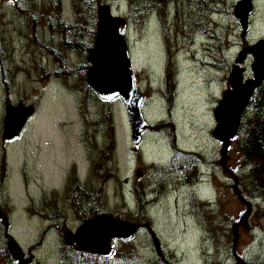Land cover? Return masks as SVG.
I'll use <instances>...</instances> for the list:
<instances>
[{"label":"rangeland","instance_id":"374dc122","mask_svg":"<svg viewBox=\"0 0 264 264\" xmlns=\"http://www.w3.org/2000/svg\"><path fill=\"white\" fill-rule=\"evenodd\" d=\"M14 1L0 0V51L2 49L10 51L8 65L14 68L16 64L20 69V73L16 69L14 74L10 75V70L6 68V79L14 78L16 83L14 89L12 86L10 87L9 97L13 102L23 100L27 106L34 105L36 113L33 114L34 116L32 115L33 120L24 133L7 148V152H11V155L10 161L6 163L4 154L6 147L2 142V134L5 107L10 103L5 101L7 93L3 87L0 69V154L2 156L0 180L3 181V185L0 184V208L6 209L9 223L12 225V234L25 253L32 255L33 264H60L57 257L58 243L61 242V238L59 237L60 231L55 227L49 229L50 231L47 230L46 234L49 233L43 248L42 244L36 247L42 239L44 231L54 226L56 222L52 220V217L47 222L42 219V212L44 209L47 210V204L42 200V195L45 193L60 209L67 211L73 230H77L78 226L83 223L79 218L80 214L74 211V209L79 210L82 207V205H74V196L78 197L77 191L80 186L75 187V181L71 178L69 188H67L70 194L65 193L62 196L58 188L61 186L68 167L83 165L84 154L86 155L88 152L85 144L80 145L79 137L82 135L85 125L100 121L105 114L95 102H92L87 108L82 107L83 105L76 102V99L66 91L68 88L64 81L51 80L56 79L53 75L45 76V73L52 72L47 67H43V62L48 61L42 60V52L56 53L53 50H57L58 46L52 41L51 45H47V42L42 43L43 49L37 46L30 38L34 33L33 24L18 20L16 7L12 5ZM63 3L67 16L72 19L69 12L70 0H63ZM242 3L248 11L251 7L250 2L247 0ZM253 3L254 15L250 25L257 23V27L254 34L251 37L248 36L250 40L264 36V0H253ZM121 4L123 8L126 7L125 0ZM232 6V1H229L225 9H231ZM237 6L238 3L234 7L235 11ZM173 9L177 14V9L172 6ZM174 17L175 14L172 12L170 20L172 21ZM215 19L222 27L220 33L223 36L219 46L216 44L217 48L206 55L217 54L216 59L222 60L221 56L225 53L220 50L228 46L227 37L232 35L231 38L237 39L235 44L238 46L226 53V63L229 68L216 67L217 70H211L205 67L203 72H200L196 70L195 64L185 61L186 56L181 53L179 57L180 78L176 92H174L175 85L170 92L169 87H166V83L163 82V92L154 96V108L147 112L153 106L147 102L144 110L150 127L147 133L151 135L147 141L156 135H162L171 143L172 148L175 149L176 146L177 150H193L200 154L199 156L204 155L211 160V171H213L211 177H213L216 189L213 209L219 212L217 230L215 225H213V230H208L201 222L202 218L198 213L194 216L189 214L195 202L190 189L173 184L161 194L159 192L158 201L148 207L149 216L144 218L146 226L149 227L147 233L149 236L143 235L138 238L137 245L144 252L147 249L151 251L153 257L156 255L155 249L157 248V258L164 264H218L215 259L218 252L213 237H218L224 243L226 241L231 243L234 240L233 235L236 233L238 236H236V243L233 246L234 255L248 253L251 257L264 259V203L256 199L248 200L249 196L245 193L242 180L235 177L233 173L238 170L240 165L238 143L233 141L229 145H220L218 149V142L213 140L212 135L215 126L214 110L230 85L228 73L231 71V66L235 65L237 52L241 48L248 47L246 36L249 34L248 29L251 26L244 30L239 28L238 22L234 23L226 16H216ZM188 20L199 23L204 19L194 11ZM171 28L172 23L164 25L157 14H152L143 25L132 27L131 33L134 42L131 43L132 46L134 45L132 51L139 86H142V75H146L147 70L152 71L154 55L166 57L167 49L163 38L165 29L168 33L173 30ZM225 29H230L228 32L232 33L233 31V33L226 36L223 34ZM176 30L178 31V26H176ZM180 39L184 43L181 48L185 51L189 42L188 40L184 41L183 36ZM196 40L199 46L195 50L198 51L196 55L203 56L204 46L200 44L202 37L198 35ZM222 62L224 63V61L220 62L221 65ZM247 64L248 61L245 62V69ZM143 89L148 90L147 82H143ZM113 112V129L117 138L116 160L118 158L120 162L131 168L133 165L130 162L131 156L128 151H135L133 148L135 145L128 114L125 107L123 106L121 110V105L118 103L114 105ZM171 112L178 126L173 123ZM103 126V129L99 126L97 128L100 132L105 131L106 138L110 125L104 123ZM149 145L148 143L147 146ZM227 146L231 147V152L229 149L227 150L229 148ZM159 150L164 160L170 154V150L166 147H161ZM218 150L225 156V159ZM227 157L230 162L229 160L227 162ZM219 165L221 169H219ZM2 167H5V172ZM205 172L209 173V170H205ZM138 174H143L141 169ZM130 175L131 169L127 176ZM146 185L147 192H150L154 186L153 180L148 179ZM96 186L95 179L88 175L87 183L81 187L87 194V190H95L96 194ZM117 186H120L121 190L125 192L127 206L129 204L137 205L133 183L126 185L124 181H121L114 185L112 180L109 181L106 189L109 198L116 197L118 199L115 190ZM113 187L114 191H112ZM81 192L85 194L84 191ZM210 193L209 186L200 187V194L203 198L209 197ZM66 195L67 197H65ZM116 205H118L117 202L116 204L110 203L108 207L112 210H119L115 207ZM59 208H57L58 212ZM193 209L196 210L198 207ZM131 211H122V215H128L129 217L125 218L130 219L134 215L133 210ZM36 214L39 215V218ZM60 214L63 216L62 212ZM228 220L233 221V227L225 224ZM2 226L1 224L0 228ZM135 226L131 224V227ZM227 233L230 234L227 235ZM4 235L5 232L3 233L1 228V247L6 246ZM120 249L119 257L127 259L130 252L128 245H122ZM31 257L28 258L31 259Z\"/></svg>","mask_w":264,"mask_h":264},{"label":"trees","instance_id":"16d2710c","mask_svg":"<svg viewBox=\"0 0 264 264\" xmlns=\"http://www.w3.org/2000/svg\"><path fill=\"white\" fill-rule=\"evenodd\" d=\"M226 2L228 3V0H130L127 21L131 25H143V23L150 19L152 13L156 12L161 19V23H164V25L165 23H172V33L176 30V23L179 25L180 32H183L185 26L182 27L181 24L183 25V23H186L189 26H196L198 24L197 22L195 23L188 20L189 16L193 14L194 11L198 12L199 16L204 19L199 23H205L204 26L210 25L211 17L214 15H224L225 8L227 6ZM12 5L13 7H16V13L19 16L18 20H20V22L25 21L33 24L34 33L30 38L40 49H43L41 44L46 42L47 45H51L52 42H54V44L58 46L57 50H53L56 53L50 52V57H42L43 61H48L43 62V67H47V69L52 72L47 74L45 73V76L53 75L56 79L51 80L64 81L68 88L66 91L76 99V102L79 104L81 103L83 105L82 107L87 108L92 102H95L104 111V118L100 121H94L89 125H85L83 133L79 137L80 145L82 146V143L85 144L88 152L86 155L84 154V163L85 165L94 164V179L97 182L96 194L94 193L95 190H87L88 194L86 193L84 195H82L80 191L76 190L78 192V197L74 196L75 205L81 206V203H83V206L86 208H88V204L91 205V209L88 212L85 210L80 211L82 207L77 210L78 214H80L79 218L82 221L89 222L104 212L105 214L109 213V204H114L113 201L109 202L110 198L108 197L106 190L109 181L112 180L114 185L119 184L122 181L121 174L118 172V165L115 156V154H117L115 148L117 138L113 129L114 125L112 121L114 117V105L117 103L120 104L122 110L123 104L120 99L104 100L100 98L90 87L89 82L87 81V74L91 67L88 63V57L94 51V43L97 37V14L100 1L70 0L69 12L72 19H69L66 14L63 0H15L12 2ZM172 6L177 9L178 16L174 9L172 10ZM172 12H174L175 17L171 21L170 15ZM226 15H228V12ZM205 28L206 27L201 26V30ZM212 31H214V29H212ZM193 32L189 35L192 36ZM199 32L202 33V31ZM213 35L214 34L211 33V36ZM165 37L167 38L165 39L167 50L169 52L172 50L175 52L178 51L175 46L171 47L172 40L175 42L174 34L171 40L170 36L167 35V29H165ZM10 56V51H6L4 49L0 51V69L3 87L7 93L5 101L10 104H22L23 100L13 102L9 97L10 87L12 86L14 89L16 83L14 78L12 80L6 79V68L10 70V75L14 74V70L16 69H18V73H20V69L16 64L14 65V68L8 65L7 61ZM222 67L224 69L229 68L226 61L222 64ZM172 78L173 76L170 74L167 80V86L169 87L170 92L173 89ZM82 112H84L83 109ZM104 123L110 125L108 130L109 134L106 138L105 131L100 132L97 128L99 126L103 129ZM25 130L26 127L23 131ZM233 141L238 143L237 145L240 154L239 168L233 173L236 177H239L242 180L245 193L249 196L248 200L257 198L264 203V81L261 86L256 89L250 99L248 112H246L241 119L239 136ZM230 148L231 147H229V152H231ZM102 152L103 155L100 156ZM175 153L176 169L174 171L173 182H194L198 178L195 167L197 166V162L202 159L198 155L188 154V157H186L187 162H185L182 166H187L191 169L187 172H181L179 171L180 169L178 166L179 161L184 155H182L177 149H175ZM135 155L139 157L138 150H136ZM195 158L197 160L194 161ZM139 160H141L140 157ZM228 160L229 158L227 157V162ZM219 169H221L220 166ZM2 170L5 172V167H2ZM143 172L145 171L143 170ZM74 176L75 173L73 172V177ZM155 180L157 183H160L158 178H155ZM0 184L3 185V181L0 180ZM142 187L143 182L140 180L136 181L133 186V192L136 196V210L137 208H140L141 211H137L135 215H132V218L144 215L146 212V207L142 206L139 197L142 192ZM115 190L118 196L117 204L119 206V210L114 211H116L123 220L126 219L122 215V211L126 210L121 198L123 191L120 186H117ZM112 191H114V187ZM112 191L110 190V193ZM42 196V200L47 204V210L44 209L42 212V219L47 222L51 220L52 217V220L56 221L54 226H51L48 229L55 227L60 231L67 225L68 228H72L71 219L68 216L67 211L57 207L55 202L50 200L45 193ZM141 200H145L143 196H141ZM213 204L210 205L208 202H196L192 207V209L194 207H198L196 210L193 209L194 214L192 216L198 213L202 218L201 222L208 230H213V225L216 226L217 230L219 221L217 218L219 212L213 209ZM57 208L60 209L59 212L57 211ZM1 209L4 208H0V210ZM61 210H64V212ZM60 212L63 213V216ZM83 213L86 214L82 216ZM125 217L128 218L129 216L127 215ZM1 224L2 222H0V225ZM225 224L233 227V221L231 220L226 221ZM11 226L9 227V231H6L7 229L2 226L1 228L3 229V233L5 232V234L7 233L10 235L12 229ZM68 228L66 231H69ZM48 229H46L44 233ZM228 234L230 233H227V235ZM236 236H238L237 233L233 235L234 240L231 243L228 241L224 243L218 237H213L215 248L218 252L217 257L215 258L218 264H264V259H257L254 256L251 257L248 253H241V255L238 256L234 255L233 246L236 243ZM137 240L135 242L124 243V245H128V249L130 250L129 256L126 259L127 264H153L157 261V257H153L151 251L147 249V251L144 252L137 245ZM38 246L39 243L36 247ZM4 248L5 247H2L3 254L5 253ZM6 250L8 252L7 248ZM119 251L120 250H117L116 256L120 255ZM7 260L10 262V259L7 258ZM9 262L6 261L4 264H10ZM64 264L96 263H90L82 260L81 257L74 263V258L69 256L66 258ZM105 264H113V259H105Z\"/></svg>","mask_w":264,"mask_h":264},{"label":"water","instance_id":"95a60500","mask_svg":"<svg viewBox=\"0 0 264 264\" xmlns=\"http://www.w3.org/2000/svg\"><path fill=\"white\" fill-rule=\"evenodd\" d=\"M250 13L251 7L248 11L246 9L244 12L243 24L240 23L243 28L247 27V19ZM115 20L118 21L116 25L113 24ZM121 24L123 25V21L120 19H112L110 16H108V13H106V17L103 21L105 33H110L111 36L118 39L121 59L122 62L125 63V66L120 65L119 68L109 71L103 68L101 71L97 72L93 71L95 69V64L90 58L89 62L93 67L87 74V81L89 82L90 87L98 94L100 98L104 100H113L117 97L121 98L128 114V120L133 135V142L134 144H139L142 139V134L147 130V123L143 112L144 96L137 91L133 73L130 69L129 55L125 41L119 35V27ZM100 28L101 24H99V33ZM255 46L256 45L247 48L240 54L237 60L238 65L234 67L229 78L231 89L224 94V99L225 97H227V99L225 101L223 99L215 111V121L218 126L213 135L217 140L224 142L226 145H229L232 139L238 137L241 119L248 110L250 99L252 98L256 89H258L264 81V63L261 61H258L257 63L255 62L254 54L258 53L256 50L257 46ZM258 46L259 48H263L264 41H260ZM95 52L93 54H95ZM248 55H253L254 57V63L252 65L253 78L244 82L245 69L241 66L244 65V61ZM98 60L100 63H104L103 56H98ZM102 64H100V66ZM243 88H247L245 97L242 100L234 98V95ZM12 111L18 113L19 116L15 118L11 116L10 114ZM34 112L35 106L33 105H8L5 111L6 117L4 120L3 139L13 140L19 137L23 128L26 127L28 122L32 119L30 117L34 114ZM225 113L227 114L228 119ZM227 126L228 128H226ZM0 219L4 221V226L6 229H8V219L1 211ZM98 221H100V219L86 224L85 236L87 235L86 238L88 240L89 233H93L97 239L104 242V254L90 251L87 249L89 248V245H87L86 248L77 247L78 251L92 255H99L101 257H110L113 253V249L111 248V242L113 239H117L119 241L131 240L138 230V226H135L134 228L130 227L127 230L120 228L118 233H102L96 227V225H98ZM113 221L116 223H123L115 220ZM128 225L131 226V224ZM87 228L89 233L86 231ZM67 236V239L69 240L68 245H72L74 242L73 237H71V234H68ZM8 251L15 261H19V264H27V262L23 260V253L16 242L10 241L8 243Z\"/></svg>","mask_w":264,"mask_h":264},{"label":"bare ground","instance_id":"6f19581e","mask_svg":"<svg viewBox=\"0 0 264 264\" xmlns=\"http://www.w3.org/2000/svg\"><path fill=\"white\" fill-rule=\"evenodd\" d=\"M99 11H100L101 28H100V33L98 35V39L96 42V47H95L96 52H95V54L91 55V57L88 58V61L91 58V60L94 62L95 69L93 71L98 72V71H101L103 68H105L108 71L109 70H115V69L119 68L120 65L125 66V63H123L122 59H121L120 48L118 45V39L111 36L110 33H105L103 21L106 17L107 11L102 7L99 8ZM245 11H246V8L244 7V5L238 4V6L236 8L235 15L240 20L241 24H243V18H244V12ZM216 16L223 17L226 15H214L213 17H216ZM117 23H118V21L115 20V22L113 24L116 25ZM258 45H259V43L256 44V46H257L256 50L258 51V53L254 54L255 62L257 63L258 61H261L264 63V47L259 48ZM100 55L103 56V58H104L103 64L100 63V61L98 60V56H100ZM100 64H102V65L100 66ZM90 69H89V71H90ZM246 92H247V88H243L238 93H236L234 95V98L242 100L245 97ZM226 99H227V97H225L224 101ZM10 115L13 116L14 118L19 116L18 113H16L15 111H12ZM226 117H227V114H226ZM227 119H228V117H227ZM226 128H228V126ZM85 226H83L79 230V232L76 234V236L73 237V240H75L76 242L79 243L80 248H82V247L86 248V246L89 245V248H87V249H89L90 251L104 254V252H103V250L105 249L104 242L97 239V237H95L93 235V233H89L88 228L86 229V231H88V233H89V239L87 240V238H86L87 235L85 236ZM96 227L102 233H106V232L118 233L120 231V228H122L123 230H127L131 226L128 225V223H124V222L123 223H116L110 217H103L100 219V221H98V225H96ZM67 243H69V242H67Z\"/></svg>","mask_w":264,"mask_h":264},{"label":"flooded vegetation","instance_id":"af4514ba","mask_svg":"<svg viewBox=\"0 0 264 264\" xmlns=\"http://www.w3.org/2000/svg\"><path fill=\"white\" fill-rule=\"evenodd\" d=\"M227 12L229 13V11H227L226 9H225V13H224V15H226L227 14ZM201 26H204V23H198L196 26H192V27H188V31L191 33V32H193V31H195V32H199V31H201ZM195 32H193V33H195ZM185 35H187V34H185ZM95 49V48H94ZM91 68V67H90ZM29 124V123H28ZM28 124H27V127H28ZM83 166L85 167V163L83 162ZM74 205H75V202H74ZM86 209V207H84L83 205H82V208L80 209V211L81 210H85ZM136 223L137 224H139L140 226H141V229H142V231L141 230H139V232H138V235L137 236H143V235H147L146 233H144V231H145V229L147 228L146 227V224L145 223H143L141 220H137L136 221ZM86 224H81V225H79V227H78V229H77V231L75 232V236H76V234L79 232V230L83 227V226H85ZM148 231H149V229H147ZM10 237H12L11 235H9V234H5L4 235V241L6 242V246L5 245H3V247H5L4 248V250H5V253L3 254V250H2V247L0 246V264H4L6 261L7 262H9V260H7V258L8 259H10V264H17L13 259H12V257H10L9 256V254H8V252H7V250H6V248H7V242H8V240L10 239ZM73 241H75V240H73ZM65 242L67 243V242H69V240L68 239H66L65 240ZM76 242V241H75ZM62 246L65 248V249H69V250H74L75 249V245L74 246H71V247H66V246H64V244H63V242H62ZM76 247H78V248H80V245H79V243L78 242H76ZM32 261H31V259H28V264H30Z\"/></svg>","mask_w":264,"mask_h":264}]
</instances>
